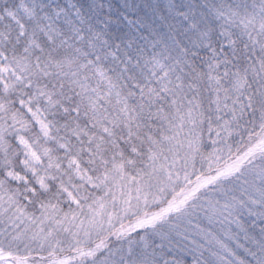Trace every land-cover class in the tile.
Segmentation results:
<instances>
[{"label":"snow or ice","instance_id":"obj_1","mask_svg":"<svg viewBox=\"0 0 264 264\" xmlns=\"http://www.w3.org/2000/svg\"><path fill=\"white\" fill-rule=\"evenodd\" d=\"M0 264H264V0H0Z\"/></svg>","mask_w":264,"mask_h":264}]
</instances>
